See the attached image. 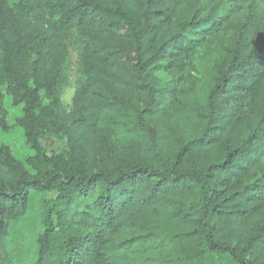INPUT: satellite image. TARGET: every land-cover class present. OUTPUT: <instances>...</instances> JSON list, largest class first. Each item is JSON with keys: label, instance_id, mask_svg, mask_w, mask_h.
Listing matches in <instances>:
<instances>
[{"label": "trees", "instance_id": "1", "mask_svg": "<svg viewBox=\"0 0 264 264\" xmlns=\"http://www.w3.org/2000/svg\"><path fill=\"white\" fill-rule=\"evenodd\" d=\"M2 95L0 264H264V0H0Z\"/></svg>", "mask_w": 264, "mask_h": 264}, {"label": "rangeland", "instance_id": "2", "mask_svg": "<svg viewBox=\"0 0 264 264\" xmlns=\"http://www.w3.org/2000/svg\"><path fill=\"white\" fill-rule=\"evenodd\" d=\"M71 76L70 85L64 89L61 97L62 104L69 107L74 93V72L75 61L72 58L70 61ZM0 104V118L5 116L4 125H0V144L6 145L11 150L13 156L23 161L26 157L32 155V151L25 143L22 130L17 126L16 119L21 116V108L11 105L10 100L6 95ZM44 148L48 151H54L58 148L57 143L46 141ZM48 194L36 195L33 197L32 206L27 217L20 223L16 224L10 234V250L12 255L16 258L18 264H30L34 254V241L37 234L41 230V212L40 204L48 199Z\"/></svg>", "mask_w": 264, "mask_h": 264}, {"label": "water", "instance_id": "3", "mask_svg": "<svg viewBox=\"0 0 264 264\" xmlns=\"http://www.w3.org/2000/svg\"><path fill=\"white\" fill-rule=\"evenodd\" d=\"M42 146L44 147V143L42 144Z\"/></svg>", "mask_w": 264, "mask_h": 264}]
</instances>
